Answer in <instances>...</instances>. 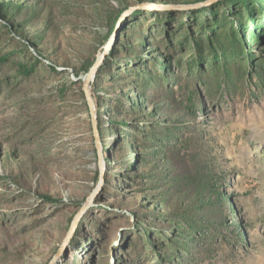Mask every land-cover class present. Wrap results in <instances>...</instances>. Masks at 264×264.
Returning <instances> with one entry per match:
<instances>
[{
    "label": "rangeland",
    "instance_id": "374dc122",
    "mask_svg": "<svg viewBox=\"0 0 264 264\" xmlns=\"http://www.w3.org/2000/svg\"><path fill=\"white\" fill-rule=\"evenodd\" d=\"M0 264H264V0H0Z\"/></svg>",
    "mask_w": 264,
    "mask_h": 264
},
{
    "label": "water",
    "instance_id": "95a60500",
    "mask_svg": "<svg viewBox=\"0 0 264 264\" xmlns=\"http://www.w3.org/2000/svg\"><path fill=\"white\" fill-rule=\"evenodd\" d=\"M103 59L96 61V63L91 68V70L87 73V75H85L83 77V79H84V90H85V93H86L87 98H88V102L90 105L91 114H92L93 123H94L96 132H98V130H97V124H96V112H95V108L93 105V98L91 95V81L94 80V78L96 77V74L100 68V65L102 64ZM97 136H98V134H97ZM76 223H77V221H76ZM69 239H70V236L67 238L66 241H69Z\"/></svg>",
    "mask_w": 264,
    "mask_h": 264
},
{
    "label": "trees",
    "instance_id": "16d2710c",
    "mask_svg": "<svg viewBox=\"0 0 264 264\" xmlns=\"http://www.w3.org/2000/svg\"><path fill=\"white\" fill-rule=\"evenodd\" d=\"M89 71H90V69L87 70V72H89Z\"/></svg>",
    "mask_w": 264,
    "mask_h": 264
}]
</instances>
